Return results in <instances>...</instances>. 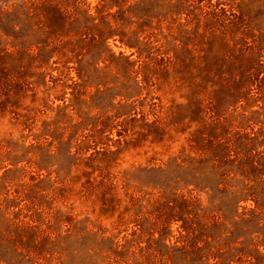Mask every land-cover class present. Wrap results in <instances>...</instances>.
Masks as SVG:
<instances>
[{
    "label": "rangeland",
    "instance_id": "1",
    "mask_svg": "<svg viewBox=\"0 0 264 264\" xmlns=\"http://www.w3.org/2000/svg\"><path fill=\"white\" fill-rule=\"evenodd\" d=\"M0 264H264V0H0Z\"/></svg>",
    "mask_w": 264,
    "mask_h": 264
}]
</instances>
